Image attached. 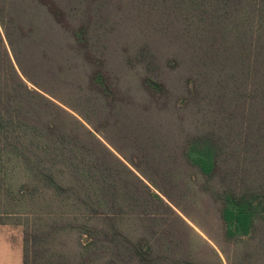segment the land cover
Returning <instances> with one entry per match:
<instances>
[{
  "label": "trees",
  "instance_id": "16d2710c",
  "mask_svg": "<svg viewBox=\"0 0 264 264\" xmlns=\"http://www.w3.org/2000/svg\"><path fill=\"white\" fill-rule=\"evenodd\" d=\"M146 1L167 10L171 28L198 53L196 62L220 80L218 90L226 89L231 104L243 106L238 144L214 131L200 132L187 137L180 154L207 182L222 178L221 186L208 191L220 204L226 241L246 247L231 264L264 258V0ZM0 22L13 49L14 30L24 48L30 45V31L7 22L1 9ZM73 36L88 46L86 26L75 28ZM16 61L18 69L0 52V223H21L24 216L22 264H197L178 259L174 243L152 222L146 224L149 236L131 238L122 226L129 218L125 208L164 200L102 142L86 116L79 114L91 129L31 88L36 83L18 54ZM145 83L163 88L152 77ZM90 84L112 95L102 70H94ZM17 174L26 180L16 182ZM121 174L135 178V188ZM133 189L149 196H135ZM73 235L76 251L65 240Z\"/></svg>",
  "mask_w": 264,
  "mask_h": 264
},
{
  "label": "rangeland",
  "instance_id": "374dc122",
  "mask_svg": "<svg viewBox=\"0 0 264 264\" xmlns=\"http://www.w3.org/2000/svg\"><path fill=\"white\" fill-rule=\"evenodd\" d=\"M40 2L0 0L6 21L13 19L18 28L26 27L31 33L30 45L24 48L20 31L13 29L17 34L13 49L0 22V52L17 69L18 54L36 83L28 85L91 129L79 114L86 116L100 131L102 142L164 200L165 204L152 200L146 206L141 201L131 211L125 208L129 218L122 225L124 230L137 240L149 236L146 224L152 222L156 231L174 243L178 259L231 264L246 247L224 237L220 204L208 191L210 186H221L222 178L207 182L185 162L180 149L188 136L206 131L238 144L243 106L232 105L226 89L218 90L220 80L196 62L198 53L171 28L162 5L152 6L146 0ZM80 26L88 29L87 48L73 36ZM96 68L106 75L111 96L91 86ZM148 77L158 80L162 90L150 88L145 83ZM232 160L235 164L238 159ZM121 177L135 188L137 182L130 174ZM15 180L26 178L17 174ZM132 191L138 197L149 196L147 191ZM24 219L0 223L1 264H22ZM65 240L71 251L78 250L74 235ZM163 241L159 244L165 248ZM262 259L252 258L248 264H260Z\"/></svg>",
  "mask_w": 264,
  "mask_h": 264
},
{
  "label": "crops",
  "instance_id": "0c3cea01",
  "mask_svg": "<svg viewBox=\"0 0 264 264\" xmlns=\"http://www.w3.org/2000/svg\"><path fill=\"white\" fill-rule=\"evenodd\" d=\"M0 255H2V251H0ZM0 264H1V262H0Z\"/></svg>",
  "mask_w": 264,
  "mask_h": 264
}]
</instances>
